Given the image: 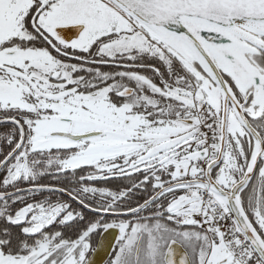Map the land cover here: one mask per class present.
Wrapping results in <instances>:
<instances>
[{
    "label": "snow or ice",
    "instance_id": "obj_1",
    "mask_svg": "<svg viewBox=\"0 0 264 264\" xmlns=\"http://www.w3.org/2000/svg\"><path fill=\"white\" fill-rule=\"evenodd\" d=\"M101 247L264 264V0H0V264Z\"/></svg>",
    "mask_w": 264,
    "mask_h": 264
},
{
    "label": "water",
    "instance_id": "obj_2",
    "mask_svg": "<svg viewBox=\"0 0 264 264\" xmlns=\"http://www.w3.org/2000/svg\"><path fill=\"white\" fill-rule=\"evenodd\" d=\"M103 242L100 240H98V243L97 244H102ZM96 260L98 261V264L100 261H106L108 258H109V255H108V250L104 249L103 247H101L100 251H99V255H97L96 257Z\"/></svg>",
    "mask_w": 264,
    "mask_h": 264
},
{
    "label": "trees",
    "instance_id": "obj_3",
    "mask_svg": "<svg viewBox=\"0 0 264 264\" xmlns=\"http://www.w3.org/2000/svg\"><path fill=\"white\" fill-rule=\"evenodd\" d=\"M98 238H99V237L95 238V241H94V243H96V244H97Z\"/></svg>",
    "mask_w": 264,
    "mask_h": 264
}]
</instances>
